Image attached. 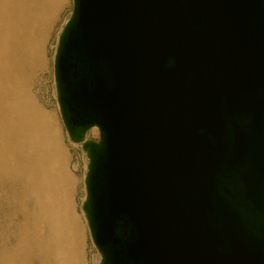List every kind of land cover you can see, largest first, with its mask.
Segmentation results:
<instances>
[{
    "label": "water",
    "instance_id": "water-1",
    "mask_svg": "<svg viewBox=\"0 0 264 264\" xmlns=\"http://www.w3.org/2000/svg\"><path fill=\"white\" fill-rule=\"evenodd\" d=\"M54 77L101 264H264V0H73Z\"/></svg>",
    "mask_w": 264,
    "mask_h": 264
},
{
    "label": "bare ground",
    "instance_id": "bare-ground-1",
    "mask_svg": "<svg viewBox=\"0 0 264 264\" xmlns=\"http://www.w3.org/2000/svg\"><path fill=\"white\" fill-rule=\"evenodd\" d=\"M63 7L64 0H0V180L11 181L39 211L24 215L15 250L0 264H84V231L70 201L62 151L30 91V73ZM31 224L36 228L29 231Z\"/></svg>",
    "mask_w": 264,
    "mask_h": 264
},
{
    "label": "rangeland",
    "instance_id": "rangeland-1",
    "mask_svg": "<svg viewBox=\"0 0 264 264\" xmlns=\"http://www.w3.org/2000/svg\"><path fill=\"white\" fill-rule=\"evenodd\" d=\"M73 9V0H64L61 14L55 19L46 44L41 47L42 61L39 66L30 73L32 82L30 91L38 108L45 112L54 132L57 135L58 146L62 151V161L66 166L71 180L70 201L77 220L80 222L83 236V262L84 264H100L101 256L94 246L87 219L82 209L86 198L85 177L87 173V155L80 147L73 143L63 124L58 100L57 88L54 77V57L58 44V38L66 21L70 18ZM95 130L90 131V136L95 135ZM12 182L0 180V257L15 250L17 241L15 235L19 226L23 223L25 214L30 217L37 216L38 208L23 192L11 187ZM30 196V195H29ZM83 225L86 226L83 227ZM35 226H29L32 231ZM16 264V263H15ZM20 264V262H18ZM29 264H44L40 260H32ZM47 264H50L48 262Z\"/></svg>",
    "mask_w": 264,
    "mask_h": 264
},
{
    "label": "built area",
    "instance_id": "built-area-1",
    "mask_svg": "<svg viewBox=\"0 0 264 264\" xmlns=\"http://www.w3.org/2000/svg\"><path fill=\"white\" fill-rule=\"evenodd\" d=\"M92 130H95V135H93V136H90L88 133L90 132V131H92ZM86 139L87 140H93V141H99V139H100V135H99V130L97 129V128H93V129H91V130H89L87 133H86ZM73 142V141H72ZM73 143H75V144H77L79 147H80V149L87 155V152H85L84 150H83V148H82V143H76V142H73ZM87 159H88V165H87V171H88V166H89V158H88V155H87Z\"/></svg>",
    "mask_w": 264,
    "mask_h": 264
}]
</instances>
